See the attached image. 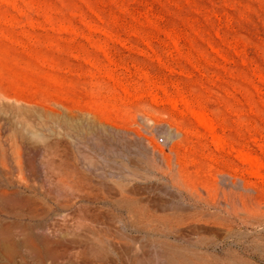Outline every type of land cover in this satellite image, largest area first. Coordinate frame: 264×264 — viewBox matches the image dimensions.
<instances>
[{"label":"rangeland","instance_id":"rangeland-1","mask_svg":"<svg viewBox=\"0 0 264 264\" xmlns=\"http://www.w3.org/2000/svg\"><path fill=\"white\" fill-rule=\"evenodd\" d=\"M0 264H264V0H0Z\"/></svg>","mask_w":264,"mask_h":264},{"label":"bare ground","instance_id":"bare-ground-1","mask_svg":"<svg viewBox=\"0 0 264 264\" xmlns=\"http://www.w3.org/2000/svg\"><path fill=\"white\" fill-rule=\"evenodd\" d=\"M200 123H201L202 125H206V122H205L203 119L200 120Z\"/></svg>","mask_w":264,"mask_h":264},{"label":"built area","instance_id":"built-area-1","mask_svg":"<svg viewBox=\"0 0 264 264\" xmlns=\"http://www.w3.org/2000/svg\"><path fill=\"white\" fill-rule=\"evenodd\" d=\"M162 142H163V140H160V141H159V143H162Z\"/></svg>","mask_w":264,"mask_h":264}]
</instances>
